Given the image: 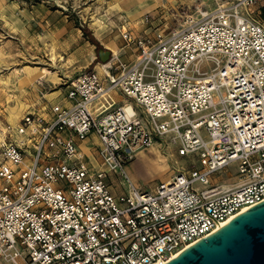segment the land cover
Returning a JSON list of instances; mask_svg holds the SVG:
<instances>
[{
  "label": "built area",
  "instance_id": "built-area-1",
  "mask_svg": "<svg viewBox=\"0 0 264 264\" xmlns=\"http://www.w3.org/2000/svg\"><path fill=\"white\" fill-rule=\"evenodd\" d=\"M258 0L196 6L180 28L133 33L68 83L67 105L25 112L0 141V264H164L264 199V21ZM144 15L142 22H148ZM204 63L207 65L205 69ZM111 92L122 104L96 113ZM93 134L95 162L79 142ZM168 140L198 166L152 190L125 172L136 152ZM234 166L237 181L219 183ZM126 190L113 193L109 173Z\"/></svg>",
  "mask_w": 264,
  "mask_h": 264
},
{
  "label": "rangeland",
  "instance_id": "rangeland-1",
  "mask_svg": "<svg viewBox=\"0 0 264 264\" xmlns=\"http://www.w3.org/2000/svg\"><path fill=\"white\" fill-rule=\"evenodd\" d=\"M212 2L0 0V141L6 123L13 124L25 112L33 110L36 79L57 80L55 82H60L57 86L64 87L78 72L100 63L97 45L90 36L110 51V57L113 53L119 56V49L125 47L120 36L122 25L133 33L146 30L149 34L157 31L166 34L180 28L185 15L193 14L196 6L204 9ZM144 15L151 19L135 22ZM206 66L204 63L205 69ZM105 102L107 106L116 105L111 99ZM192 165L198 166L197 155L179 156L176 146L164 139L138 150L124 169L137 188L152 190L175 170ZM217 180L225 185L234 184L237 181L235 167L221 171ZM108 181L113 193L126 190V182L118 173H109Z\"/></svg>",
  "mask_w": 264,
  "mask_h": 264
},
{
  "label": "water",
  "instance_id": "water-1",
  "mask_svg": "<svg viewBox=\"0 0 264 264\" xmlns=\"http://www.w3.org/2000/svg\"><path fill=\"white\" fill-rule=\"evenodd\" d=\"M96 45L98 60L106 63L110 51L98 42ZM164 264H264V199L198 238Z\"/></svg>",
  "mask_w": 264,
  "mask_h": 264
},
{
  "label": "crops",
  "instance_id": "crops-1",
  "mask_svg": "<svg viewBox=\"0 0 264 264\" xmlns=\"http://www.w3.org/2000/svg\"><path fill=\"white\" fill-rule=\"evenodd\" d=\"M130 1L136 2L137 4L142 3L143 1H146L147 2L146 4L148 3L150 4L154 0H130ZM212 1L213 2L211 4L208 3L209 7H204V9L213 8L219 0H212ZM165 2H167V0H165ZM201 8H203V6H201ZM257 9L259 11V15H261V20L264 21V0L257 1ZM135 18L136 17H134V19ZM138 21H141V19H138L135 22L138 23ZM119 53H120L119 56L122 61L130 62L136 56V49L133 46H125L119 49ZM93 68L101 72V63L97 62V64H94ZM55 81L54 80L46 81L41 77L36 79V83L34 84L35 103L32 105L33 110H28V111H33V112H37L40 114H46L50 111V107L54 103H61L64 105H67L69 103V101L65 97V91L67 89L68 84L65 85L64 87H59L57 86V84H59L60 82H55ZM104 97L100 98L97 102L93 104L92 108L95 110L96 113L105 111L104 109L107 110V109L112 108L111 105L107 106L105 102L107 99H111L112 101L116 103V105L122 104L126 101V98L120 92H111ZM96 143H97V139L93 134H90L87 138L79 142L81 151L92 162H95L94 158L97 157L95 149H94V144Z\"/></svg>",
  "mask_w": 264,
  "mask_h": 264
},
{
  "label": "bare ground",
  "instance_id": "bare-ground-1",
  "mask_svg": "<svg viewBox=\"0 0 264 264\" xmlns=\"http://www.w3.org/2000/svg\"><path fill=\"white\" fill-rule=\"evenodd\" d=\"M52 60L55 61V57H52ZM152 144H154V143H151L150 145H152ZM150 145H149V146H150ZM147 147H148V146H147ZM226 222H227V221L222 222V223L220 224V226H223ZM174 256H176V255H173V257H174ZM173 257H172V258H173Z\"/></svg>",
  "mask_w": 264,
  "mask_h": 264
},
{
  "label": "trees",
  "instance_id": "trees-1",
  "mask_svg": "<svg viewBox=\"0 0 264 264\" xmlns=\"http://www.w3.org/2000/svg\"><path fill=\"white\" fill-rule=\"evenodd\" d=\"M90 40H91L93 43L97 44V41L93 38V36H90Z\"/></svg>",
  "mask_w": 264,
  "mask_h": 264
}]
</instances>
